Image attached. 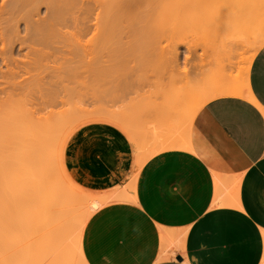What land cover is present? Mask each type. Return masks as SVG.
Masks as SVG:
<instances>
[{
  "label": "crops",
  "instance_id": "1",
  "mask_svg": "<svg viewBox=\"0 0 264 264\" xmlns=\"http://www.w3.org/2000/svg\"><path fill=\"white\" fill-rule=\"evenodd\" d=\"M244 74L252 99L209 100L177 138L144 152L142 159L127 136L89 127L74 140L87 121L72 126L62 142V163L74 141L67 158L71 175L84 170L80 156L85 151L93 160L90 178L104 177L95 182L96 191L112 189L86 195L102 201L81 236L87 264H264V45ZM178 90L170 92L164 107L181 119L173 98ZM157 108L155 115L161 112ZM94 121L101 122L96 127L102 131L117 134L104 127L116 119L96 116ZM117 138L125 145L109 158L96 146L85 150L91 139L111 145Z\"/></svg>",
  "mask_w": 264,
  "mask_h": 264
},
{
  "label": "rangeland",
  "instance_id": "2",
  "mask_svg": "<svg viewBox=\"0 0 264 264\" xmlns=\"http://www.w3.org/2000/svg\"><path fill=\"white\" fill-rule=\"evenodd\" d=\"M158 1L156 0L155 4L153 6L151 5L152 6L151 8L149 7L147 8V10L146 9L142 10L144 14L141 10L139 11H141L142 13H139L137 10H136V13H134L135 10H133L134 15H137L138 17L140 16L139 17L140 20L137 18V16H134L131 11L128 14H126L127 16L124 15L126 16L124 18H122L123 12L122 13L120 12L121 14H119V18L120 16L121 18L116 19L115 22H113L115 26L113 25L106 26L108 30L107 31L108 34L107 32H105L107 35L105 34L104 35L108 37V41L110 39L111 40L108 42L107 37L105 39V36H104L103 40H105L106 42L102 41L104 42V44L101 43V45L103 46H101L100 48L104 49V51L107 50L109 55L105 57L106 60L103 57L102 61H100L101 63L93 60L92 63H89V64L87 63L86 65L87 67L88 65L92 64L96 66L98 70L101 71L102 70L101 67L102 66L104 67L102 62L107 61L105 62V65L108 63L107 68H109V70L105 71L104 73L105 78L102 79V82L104 83H102L100 79L98 83L99 84L102 83V84L99 85V87H97V85L95 84L97 89L95 88V86H93L94 84L92 86H88L87 83H90L91 81H89L88 79H87L88 81H85L86 78L84 79V75L86 77L87 71H90L88 70L89 68L86 70V72L84 71V75H82L84 80L82 79V77H79L81 73L83 72L82 67H84V64H83L84 60L81 58L79 59V58L74 57L73 61L71 62V65L73 67H76V70L73 69L72 71L69 72L70 82L67 86L68 89H65V90L61 89L60 85H55L53 87L55 89V93L60 92L59 95H63V99L64 98L66 99V103L64 104L57 103L54 105L51 104V105L45 106L44 103H36L37 100L35 101V99L33 101L29 100L31 98L29 95L36 96L37 94H39V93H36V89L33 88L34 86H32L30 89L27 88V91H26V88H24V90L21 92V94L23 93L22 94L23 96H25V94L28 95L24 97V100H21L23 98L22 96L21 99L20 97H17L18 101L13 98L14 100H16V102H14L13 100H11L12 101L11 102L9 100L10 102L7 101L8 103L5 102L3 103L4 105L2 104L3 105L2 106V109H3L2 118H3V121L6 122V125L4 124L6 128L8 125L13 123L12 121L15 120L14 116H16L17 118V115H18L17 119H19V116H20L19 114H22L21 112L23 113L31 112L35 118L41 120L42 122H52L53 123V118L55 117L54 120L56 121V116L54 117L49 116L51 111L58 113V112H63L64 110L68 109L67 116L71 119V120L69 119L62 120L61 124L59 123V126L62 128H58L57 126V129L55 130L56 133L55 132L54 134L52 133V137H50V140H47L48 143L47 141L45 142L46 145L44 147L46 148L42 149L43 150L42 152L45 154L42 153V156H41V153H40L39 155L43 159L39 158L38 156L39 153H37L35 157L34 156L30 157L29 155V158H28L27 153L21 151V149L15 148L13 144H10L12 139H10L11 136L10 137L8 136L12 135V138L15 139L14 135L9 134L8 130H6L5 132V135H6L5 144H4L5 147L3 149L4 154L2 156L3 165H2L1 176H0V184H1L0 188H2L3 186V189L0 190V192H2L0 194V210L2 211V214H3V221L1 223L3 224V226L1 225L2 226V232H1L2 244L6 252L4 264H13V261L9 257L11 254H15L17 256V261L14 264H64L65 263V261L62 262L63 260L62 261L61 260H58V261L50 260L47 254H44V252L42 251L43 250L42 249V244H43L42 243V240H43L42 233L44 229H43L42 224L40 222L38 223L37 221L41 217L45 216L44 214L47 215V213H45L44 209L40 208V206L35 207L34 214L39 218L36 220V222H34V226H33L34 231H32V234L31 233L24 234V232H22L20 227H18L20 226V224L17 226L18 228H16L15 226L16 220L17 219L19 220L18 217H20L21 214L25 212L24 210L25 207L27 208L26 200L28 198L30 199L31 197V195L29 194L31 191L29 190L31 188V185L38 184V182H44L47 185V189L49 191V190L55 189L58 185H59V188H62V187L64 188L67 183L66 185L67 188L65 187L66 189L64 190V192H62L63 194L65 193L67 195L68 185L69 186L72 185L74 188L78 189L79 192L77 195L82 196L83 194V197L84 195L86 196L88 194L94 195V196L106 195L112 191V189L110 191H103V192L96 191V188L100 186L95 185V182L98 181L99 179H104V177L101 175H98L96 178H93V179L90 178V175H93V173L91 172L93 170V160L92 159L87 160L89 157L85 154V151L80 156V161H82L81 166L83 167L84 170H81L78 174L74 176L71 175V173L68 170V159L67 158L69 157L68 155L69 149L72 146L74 141L71 142L70 147L66 149L63 155V163H61V166L63 164L65 170H63V167H62L61 168L63 170L62 172V170L60 169L61 166L59 165L61 160L60 162H58L59 156L57 157V155H59L57 153L58 148L56 147L58 143H55L56 141L58 142L59 133H61V131L60 130L58 131V129H61L62 131L64 129H68L74 123L80 120L83 121L82 119H85V118H82V116L86 117L85 120L87 122H84L82 125L78 126L79 128H77L76 130L77 135L74 140H76V138H79V137L81 138L84 135L83 133L86 132L87 130H93L96 132L100 131L103 133L113 135L114 137H119L121 135L127 136L131 140V142L134 144L136 150L140 154L138 159H142L144 158V156H146V154L150 150L159 148L163 144L165 145L169 140L177 138L180 130H182L185 127L186 120H184L183 122V120L176 118L173 113L167 112V108L164 107V105L167 104L166 101H167L168 95H170V92L172 90L175 91L176 88H179L182 85L180 84L179 81H176L175 83H173L174 79H172L171 74L175 75V72L177 71L179 73L180 72L182 73L183 71L185 72L187 70L186 74H188L187 75L188 81L192 84V86H197V87L199 86V89L203 90L206 88H219L221 84H225L227 81L230 82V80L234 79V77L239 75L241 72L246 73L247 66L249 64L250 55L254 52L253 49L244 48L242 46L235 45L238 49H236L237 51L233 53V56L231 58L217 55L219 53L214 52V51L217 50L216 46L218 45L220 47L222 46L221 42H224L225 44H231L230 41H232V38L235 37L236 35H240L241 33L248 34L254 31L255 29L253 27H256V26H253V25H255V23H258L257 27H259L260 25L259 28L264 27V25L262 26V24L264 23V18H263L264 17V3L263 2L261 3V1L263 0L261 1L260 0H247V3L250 1L251 2L254 1V2L252 3L250 2L248 3L249 5L244 6L243 8L244 10L242 9V6H241L240 10H238V15H237V11L235 14L234 12L231 11L230 8L227 9V6L225 7L224 4H223L224 9L226 8L227 11L224 10L223 12L222 11L223 5L222 6L219 5L222 8L221 10L215 9L216 7H219V6H216L213 10H210L212 7L209 5L207 6L211 7L210 9L208 7H207L208 9L207 8L202 9L201 6L203 4L202 5L199 4L200 0H196V1L192 0L193 3L196 2V4H194L193 8H188L190 7V4H187V5L184 4L186 3L184 1L183 2L184 6L182 5L183 7H180L181 11L178 12V14L176 13V16H173V14L171 16L170 11H167L168 8L166 9L165 6L170 3V2L169 3L166 2L168 0H160V2L164 4V5L162 4L161 6H160V2L159 4H157ZM206 1L213 2V0H206ZM228 1L229 0H227V2ZM233 1L234 0H231L230 2H233ZM238 1L239 0L237 1L235 0L236 3ZM216 3L217 5L219 4L218 1ZM231 4H234V2ZM157 5H159L160 7L158 8ZM213 5H215V3ZM237 6H240V5H237ZM148 9H149V12H147ZM42 11H43V8H42ZM239 11L243 13V15L245 16L244 19L246 20L248 19L250 21L253 20V22H255V19H257V21L253 23V25H250L249 21L248 23L244 22L246 24L245 25L242 22V19H243L242 17L241 20L240 21L237 20L238 22L236 23H234L233 21L229 22L230 20L235 21L236 17H238L239 15H242V14H239ZM253 11H256V12H253ZM218 12L220 13V15H223V16L220 17ZM227 13H231L237 16L234 17V15L231 16V14H229L230 18L229 16L225 17V14ZM139 14H142V15H139ZM251 16L254 19L251 20ZM232 23L237 24V26ZM160 26L162 27L161 31H157L158 29H160ZM163 27L165 28V30ZM70 28H72V26H70ZM68 30L70 29L68 28ZM144 30H147L148 32L150 30V32L148 33L146 31L145 33ZM109 33H112V35ZM108 35H111V36H108ZM140 35L143 37L146 35L145 40L143 37L141 38ZM90 37L91 35L89 34L85 36V38L82 37L81 39L88 40ZM101 37H103V35H101ZM151 42L152 43L154 42L153 45ZM155 42L157 45L159 44V45L165 46L168 51H170L172 46H175V48H172V49H178L177 50L179 53V58H178L179 61H178V66H177L178 69H176L175 71H172L171 67L168 64L169 62L171 63L172 61L171 60L173 58L172 56H174L173 52H170L171 54H173L171 55L169 52L166 51L164 53L165 55L162 57H159V56L155 57L152 52L150 53L149 50L151 51L153 50L151 49V47L155 46L154 45ZM104 46H106V48L108 49H106ZM225 48H226V45H225ZM172 49L171 51H173ZM114 51H116L115 52L116 54L114 53ZM147 51H149V53ZM111 53H112V56H111ZM110 71L112 72L111 74L108 73ZM92 74H93V71L91 72V75ZM110 75L111 77H109ZM53 78L57 81V73H54ZM92 83L93 82H91V84ZM13 93H16V92H13ZM13 95H14L13 97H16V95L20 96L19 94H16V95L13 94ZM49 95L53 97L54 99L55 98L58 99L57 98L58 94L55 95L56 97L54 95L52 96L51 94ZM155 106H158V108L160 109L161 111L160 114L157 113L155 115V111H156ZM115 112H122L121 115L119 116L117 115L116 123H114V125L113 123H105L104 127H107L108 129L112 127L115 128V130L117 131V134H111L109 131H102V128L100 129L96 127L100 125L101 122L94 121V119L96 120L95 116L107 115V113L115 115ZM87 115L91 116V118L90 117L88 118ZM22 116L24 115L22 114L21 117ZM74 119H77V120H74ZM116 124H118L119 126ZM63 125H64V129H63ZM120 125L127 127L128 131L124 132L122 128L120 127ZM89 127L90 129H87ZM57 132H58V135H57ZM119 133L121 135H119ZM55 135L58 136L56 139L53 138ZM114 140H112L111 145H109L108 143L105 144V142H102V141L95 142V140L91 139L90 141H87L88 143L84 144L85 150H86V147L90 149L91 148L94 149V147L96 146L100 149L102 154L106 153L107 151L108 158H109L111 157V155L116 153L115 150L123 149V146L125 145L124 141L121 139L117 138L115 141ZM14 141H16V139ZM49 141L51 143H49ZM53 143H55V145H53ZM47 145L48 146L51 145V146L47 148ZM52 146L55 147V149ZM23 149L25 150L24 146H23ZM144 152H146V154H144ZM53 155H54V158H53ZM36 157L38 159H36ZM44 159L46 162L44 161ZM42 160L43 162H39ZM28 161L30 163L32 161L33 164L32 163L28 164L27 163ZM41 163L42 164L44 163L43 164L44 166ZM55 164L56 166H54ZM37 165L38 166L40 165V166L38 167ZM39 168H41L42 171ZM34 174H36L37 176ZM30 175H32V177ZM39 178L43 181H41ZM62 183L64 186L62 185ZM14 194H15V199L13 200ZM14 204H19L21 206L19 207ZM38 207L40 209H37ZM18 210L20 212L22 210L23 211L20 214ZM74 214H77V212ZM76 218L78 220L79 216L75 215V217H73L72 220L74 221ZM18 222L20 221H17V223ZM75 222L77 221L75 220ZM74 224L75 223L72 222L70 225H72L73 227H76L78 231L79 229L78 223L77 225L76 224L74 225ZM72 226H70L71 228H69L68 232L66 233L67 237L69 234L72 233L71 231H76L75 228L73 229ZM74 235H75V232H74ZM72 237H74L73 234L71 235L70 238ZM38 238H40V241L38 240Z\"/></svg>",
  "mask_w": 264,
  "mask_h": 264
},
{
  "label": "bare ground",
  "instance_id": "3",
  "mask_svg": "<svg viewBox=\"0 0 264 264\" xmlns=\"http://www.w3.org/2000/svg\"><path fill=\"white\" fill-rule=\"evenodd\" d=\"M184 1L186 2L184 4H186V5L190 4V7H188V8H193L194 4H196V2L193 3L194 0L193 1L192 0L191 1H189V0L188 1H186V0H168L166 2H168V3L170 2V3L167 4L165 7H166V9L168 8L167 11H170L171 16H172V14H173V16H176V13L178 14V12L181 11L180 7L184 6V4H183ZM214 1L215 0H213V2L212 1H206V0H200L199 4H201V5L203 4L202 6L200 5L202 7V9L207 8V7L210 9L212 7L210 10H213L216 6H219V5L222 6L224 4L225 7L227 6V9L230 8L231 11L234 12L235 14L237 11V15H238V10H240L241 6L243 9L244 6L249 5L248 3L251 2L250 1L247 3V0L246 1L244 0V2H243V0H239L241 2L238 1L236 3L234 0L233 1L234 4H231V3H233V2H230L231 0H229L228 2H227V0H217L219 3L217 5V3H216L217 1H215V2ZM155 2H156V0H0V176H1V170H2V165H3L2 156L4 154L3 149L5 147L4 144H5V136H6L5 132H6V130H8L9 134H13L15 139H16V141H14L15 139L12 138V135H9L8 137L11 136L10 139H12V141L10 140L11 141L10 144H13V146L15 148L21 149V151L27 153L28 154L27 157L29 158V155H30V157L31 156L35 157L37 153H39L38 156L40 155V153L42 156V153H43L42 149L46 148V147H44L46 145L45 142L47 140H50V137H52V133L54 134L55 130L57 129V126H58V128H62L59 126V123L61 124V121L65 120V119L71 120L67 116L68 109L64 110L63 112H58V113L51 111L49 116H53V117L56 116V121L54 120L55 117L54 118L52 117L53 123L52 122H42L41 120L35 118L31 112H24V113L21 112L24 116L21 117L22 114H19L20 115L19 119L21 118L20 120L17 119L18 115H17V118H16V116H14V119L16 121L15 120L12 121V119H11V121L13 123L10 124L11 123L10 122L9 123L10 125H8L6 128L4 126V124L6 125V122H4L3 118H2L3 117L2 106L4 105L3 103H5L9 100L10 101L13 100L14 102H16L17 97H20V99L22 98L23 93L21 94V92L24 90V88H26V91H27V88L30 89L32 86H34L33 88L36 89V93H39V94H37L36 96L34 95L35 97L33 95L32 96L29 95L31 97V98L29 97L30 98L29 100L33 101L35 99V101L37 100L36 103H44L45 106H48L51 104L54 105L57 103H63V104L66 103V99L65 98L63 99V95H59L60 92L55 93V89L53 87L55 85H60L61 89H64V90L68 89L67 86L70 82V80H69L70 79V77H69L70 73L69 72L72 71L73 69L76 70V67H73L71 65V62L73 61L74 57L79 58V59L81 58L84 60V62H83L84 67H82L83 72L81 73V75L79 77H82V75H84V71L86 72V70L89 68L88 70H90V71H87L86 77L84 75V79L86 78L85 81L89 80L93 83L91 84V82H90V83H87V85L92 86L94 84L93 86H95V84H96L97 87H99V85L104 83V82H102V79L105 78V76H104L105 71L109 70V68H107L108 63L105 65V62H107V61H105L106 60L105 57H107L109 54H108L107 50L104 51V49L100 48L101 46H103V45H101V43L104 44V42H106L105 40H103L104 36L108 34V32H107L108 30H107L106 26H108V25L115 26L113 22H115L116 19L121 18V16L119 18V14H121L122 12H123L122 18L126 17L127 16L126 14H128L130 11L133 14V10H135L134 13H136V10L139 13H142L143 12L142 10H144V9L147 10V8H149V7L151 8L155 4ZM159 2H160V0L157 2V4H159ZM252 2H254V1H252ZM262 2L264 3V0L261 1V3ZM214 3H215V5H213ZM162 4L163 3L160 2V6ZM192 4H193V6H192ZM253 4H255V3H253ZM256 4H257V2H256ZM207 5H209L211 7H209ZM224 5L222 6L223 9L220 6L216 7L215 9H217V10L222 9L223 12H224V10L227 11L226 8L224 9ZM237 5H240V6H237ZM157 6H158V8L160 7L159 5H157ZM42 8H43V11H42ZM163 8H164V6H163ZM154 9H156V8H154ZM139 10H141L142 12ZM233 10H235V11H233ZM161 11H163V10H161ZM228 11H230V10H228ZM147 12H149V9ZM253 12H256V11H253ZM231 13H227L228 15L225 14V17L229 16V18H230L229 14H231ZM143 14H144V12H143ZM218 14L220 15L219 12H218ZM239 14H242V15H239L240 17L239 16L236 17L237 15L231 14V16L234 15V17H236V18H235V21L230 20L229 22L233 21L234 23H236V22L240 21L242 17H243V19H242L243 24H245L244 22L248 23V21H249V24L253 25V23H255L257 21V19H255V22H253L252 19H254V18H252V16H251L252 21H250L248 19L247 20L244 19L245 16L240 11H239ZM124 15H126V16H124ZM139 15H142V14H139ZM134 16H137V15H134ZM134 16H132V17H134ZM221 16H223V15H220V17ZM139 17L137 16V18L140 20ZM144 17H145V15H144ZM234 17H232V18H234ZM142 19H143V17H142ZM142 19H141V21H142ZM118 21H120V20H118ZM219 21H220V19H219ZM234 23H232V24H234ZM257 24L258 23H255V25H253V26H256V27H253L255 29L254 31H252L248 34L241 33L240 35H236L235 37H233L232 41H230L231 44H225L224 42L220 41L222 43V46H221L222 48L218 45V46H216L217 50H215L214 52H218L219 54H217V55H221V56H225L227 58H231L233 56V53L235 51H237L236 49H238L236 46H242L244 48L253 49L254 52L250 55L249 64L247 66V70H248L250 62H251L253 56L255 55L256 51H258L264 45V27H262L264 25V23L263 24L261 23L262 28H259L260 25H259V27H257ZM234 25L237 26V24H234ZM70 26H72V28H70ZM119 27H120V25H119ZM156 27H158V26H156ZM68 28L70 30H68ZM161 28L162 27L160 26V29H158L157 31H161ZM147 30H144V32L146 33ZM164 30H165V28H164ZM162 31H163V29H162ZM246 31H247V29H246ZM105 32H107V34ZM149 32H150V30H149ZM89 34L91 35V37L88 40H85V39L82 40L81 39L82 37L85 38V36H87ZM109 34L112 35V33H109ZM101 35H103V37H101ZM111 35H108V36H111ZM161 35H163V34H161ZM145 36L144 37L141 36V38L143 37L145 40ZM149 36H150V34H149ZM106 37L107 36H105V39H106ZM161 38H162V36H161ZM102 41H104V42H102ZM107 41H108V37H107ZM153 43H152V45H153ZM154 45L155 46L151 47V49H153V50L152 51L149 50L150 53L152 52L155 57H158V56L162 57L165 55L164 53L166 51L169 53L173 52L174 56H172L173 58L171 59L172 60L171 63L170 62L168 63L167 61L166 62L169 64V66L171 68L175 67L176 69H178V67H177L178 61H179L178 60L179 53L177 51L178 49H172V48H175V46H172L171 49L173 51H171V49H170V51H168L165 46H162L159 44L157 45L156 42ZM225 45H226V48H225ZM150 46H151V44H150ZM104 47L106 48V46H104ZM106 49H108V48H106ZM114 49H116V48H114ZM149 51H147V52L149 53ZM115 52L116 51H114V53ZM171 55H173V54H171ZM71 56H73V57H71ZM111 56H112V53H111ZM103 57L105 59L103 61H105V62H102L104 67L103 66L101 67V69H102L101 71L98 70L96 68V66H94L92 64L88 65L86 67L87 63L88 64L92 63L93 60L100 62V61H102ZM109 58H110V56H109ZM170 58H171V56H170ZM160 59H162V58H160ZM100 65H99V67H100ZM90 66H92V67H90ZM95 68L97 69L98 72L96 71ZM92 71H93V74L91 75ZM186 72H187V70L185 72L183 71L182 72L183 75H182L181 72L179 73L177 71V76H178L177 81H179L180 84H182V85H181V87H179V90L173 94V98H175V101L177 104L176 107H177L178 112H179L178 115H180L181 120H183V122H184V120H186L185 123H187V124H189V122H191L193 116L195 115L197 110L203 104H205L206 102H208L209 100H211L215 97L233 95V96H243V97H247L249 99H252V95H251V92L248 88V83L245 80V74L243 72H241L239 75H237L236 76L237 78L234 77V79L230 80V82L227 81L225 84H221L219 88H206L203 90L199 89V87L196 88L195 86H192V84L188 81V76H187L188 74H186ZM54 73H57V81L53 78ZM108 73L111 74L112 72L110 71ZM180 75H182V76H180ZM109 77H111V75ZM82 79H83V77H82ZM100 79L102 82L101 84L98 83L100 81ZM74 81H75V79H74ZM77 83H78V81H77ZM95 88H96V86H95ZM13 92H16V93H13ZM66 92H68V91H66ZM13 94H15V95L19 94L20 96L16 95V97H13L14 96ZM49 94H51L52 96L53 95L55 96L56 94H58L57 95L58 99H56V98L54 99ZM25 96H28V95L25 94ZM25 96H23V98L21 100H24ZM13 98L16 100H14ZM38 99H39V101H38ZM56 101H58V102H56ZM170 106H173V105H170ZM83 110H84V108H83ZM70 114H71V112H70ZM108 114L109 113H107V115H100V116H106L109 118L116 119L117 115L119 113L115 112L116 116L113 114H109V115ZM87 117L91 118V116H88V115H87ZM98 117H99V115H98ZM23 118H25V119H23ZM82 118L86 119V117H83V116H82ZM74 120H77V119H74ZM82 120H84V119H82ZM8 121H10V120H8ZM48 121H49V119H48ZM80 121H78V122L75 121L76 123H74L72 126L78 124ZM62 124H63V122H62ZM65 126H67V125H65ZM72 126H70L68 129H64V125H63V129H64L63 131L61 129H58V131L59 130L61 131V133H59V137L56 135H55L56 137L55 136L53 137L55 139L58 137V142L54 139L56 141V142L55 141L54 142L58 143L56 146L58 148L57 153L59 154V155H57V157L59 156L58 162H60V160H61L62 142H64V139L67 136L68 132L72 129ZM57 135H58V132H57ZM47 143H48V141H47ZM49 143H51V142L49 141ZM55 143H53V145H55ZM182 145H184L183 137H182V141L180 143V146H182ZM23 146H24L25 150L23 149ZM49 146H51V145H49ZM49 146L47 145V148H49ZM53 148L55 149V147H53ZM162 148L163 147L155 148V149L151 150V153L158 151ZM43 154H45V153H43ZM24 156H25V154H24ZM27 157H25V158H27ZM39 158L43 159L40 156H39ZM53 158H54V155H53ZM36 159H38V158L36 157ZM44 161H45V159H44ZM36 162H38V161H36ZM39 162H43V160L39 161ZM27 163L29 164L30 162L28 161ZM31 163H32V161H31ZM61 163H62V160L59 163L60 166H61ZM54 166H56V164ZM29 167H30V165H29ZM61 168H62V166L60 167V169ZM39 169L41 170V168H39ZM31 170H33V169H31ZM62 172H63V170H62ZM34 175H36V174H34ZM34 175H33V177H34ZM30 176L32 177V175H30ZM56 179H57V177H56ZM60 179H61V177H60ZM32 180H33V178H32ZM41 181H43V180H41ZM37 182H38V180H37ZM62 185H63V183H62ZM66 185H67V183H66ZM66 185H65V187H66ZM65 187L59 188V185H58L56 187L57 189L55 188V189L48 191L47 185L44 182H38V184L31 185V188L29 189V190H31L29 193L31 195V197H30V199L28 198L29 200L28 199L26 200L27 202L25 201L27 203V208L25 207V209H24L25 212L23 214H21L23 210L21 212L18 210V212H20L21 216L18 217L19 220L17 219L16 223H17V221H20V222H18L17 225L15 223V226H16V228L20 227V229L22 230V232H24V234H30V233L32 234V231H34L33 230L34 222H36V220L39 218L34 214L35 207L40 206V208L44 209V212L47 213V215L44 214L45 216L41 217L37 221L38 223L40 222L42 224L43 229H44V231L42 233L43 234V240L41 238L42 243H43L42 244L43 250L42 249L41 250L44 252V254H47V256L52 261H58V260L62 261L63 260L62 262L65 261L66 264H87L84 260L82 252H81V236H82V232H83V227H84L87 219L91 216V214L95 210H97L98 207L102 204V201L95 199V198H92V197H89V196H85V195L83 197L82 193H81L82 196H78L77 194L79 191L76 188H74L72 185H70V186L68 185V192L66 190L67 195L65 193H64L65 194L64 195L62 192H64V190L67 188V187L66 188ZM1 189H3V186H2V188H0V190ZM1 193L2 192H0V194ZM61 193H62V195H61ZM3 194H4V192H3ZM14 199H15V194H14L13 200ZM19 204H21V203H19ZM19 204H14V205L20 207L21 205H19ZM40 208L38 207L37 209H40ZM76 212H77V214H74ZM75 215L79 216V219H78L79 222H78L77 218L75 219L77 222H75V220L74 221L72 220L73 217H75ZM2 221H3V214H2V211L0 210V264H4V259L6 257V252H5L4 246L2 244V236H1L2 226H3V224H1ZM72 222L75 223L76 225L78 223V225H79V227L77 226L79 228L78 231H77L76 227H73L72 225H70ZM19 224H20V226H18ZM70 226H72L73 229L75 228V230H76V231L70 230L72 233L69 234L68 237L69 236L71 237V235L73 234L74 237H72V238H70V237L68 238L66 235L69 228H71ZM34 229H35V227H34ZM74 232H75V235H74ZM39 237H41V236H39ZM38 240L40 241V238H38ZM178 246L179 245H177V247ZM165 249H167V248H165ZM163 254H162V257H160L161 260L165 258V256H163ZM167 255H172V253H169ZM9 257L13 261V264L17 261V256L15 254H11Z\"/></svg>",
  "mask_w": 264,
  "mask_h": 264
}]
</instances>
